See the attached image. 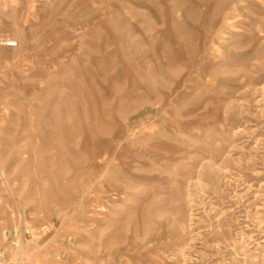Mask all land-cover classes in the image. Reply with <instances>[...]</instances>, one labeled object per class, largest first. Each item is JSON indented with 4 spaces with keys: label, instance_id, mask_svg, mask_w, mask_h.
Wrapping results in <instances>:
<instances>
[{
    "label": "rangeland",
    "instance_id": "1",
    "mask_svg": "<svg viewBox=\"0 0 264 264\" xmlns=\"http://www.w3.org/2000/svg\"><path fill=\"white\" fill-rule=\"evenodd\" d=\"M65 3L0 0V249L264 264V0Z\"/></svg>",
    "mask_w": 264,
    "mask_h": 264
},
{
    "label": "crops",
    "instance_id": "2",
    "mask_svg": "<svg viewBox=\"0 0 264 264\" xmlns=\"http://www.w3.org/2000/svg\"><path fill=\"white\" fill-rule=\"evenodd\" d=\"M3 1H6V2H9L11 1V3L13 4H23V5H29V6H32V5H38L40 6L41 8V11H45L47 13L48 11V7L50 5H65V0H3ZM63 10V9H62Z\"/></svg>",
    "mask_w": 264,
    "mask_h": 264
},
{
    "label": "built area",
    "instance_id": "3",
    "mask_svg": "<svg viewBox=\"0 0 264 264\" xmlns=\"http://www.w3.org/2000/svg\"><path fill=\"white\" fill-rule=\"evenodd\" d=\"M8 47H17L18 44L16 42H8ZM29 234V232H26ZM9 250H1L0 249V264H25L22 258H20L18 261L13 262L9 259Z\"/></svg>",
    "mask_w": 264,
    "mask_h": 264
},
{
    "label": "bare ground",
    "instance_id": "4",
    "mask_svg": "<svg viewBox=\"0 0 264 264\" xmlns=\"http://www.w3.org/2000/svg\"><path fill=\"white\" fill-rule=\"evenodd\" d=\"M9 42V41H8Z\"/></svg>",
    "mask_w": 264,
    "mask_h": 264
}]
</instances>
